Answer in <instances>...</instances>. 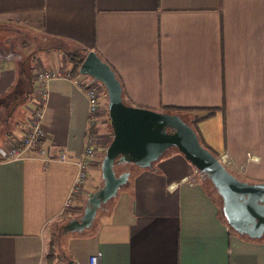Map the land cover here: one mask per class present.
Segmentation results:
<instances>
[{
    "label": "crops",
    "instance_id": "obj_1",
    "mask_svg": "<svg viewBox=\"0 0 264 264\" xmlns=\"http://www.w3.org/2000/svg\"><path fill=\"white\" fill-rule=\"evenodd\" d=\"M1 25L33 29L35 38L0 39V264H87L96 253L99 264H264V235L229 226L205 178L174 148L130 173L89 230L58 250L63 226L103 183L111 139L102 99L100 142L71 198L90 131L75 79L47 82L45 155H3L23 134L38 69L67 71L66 55L85 49L116 70L133 106L192 108L181 117L199 119L202 140L227 155L225 168L264 182V0H0Z\"/></svg>",
    "mask_w": 264,
    "mask_h": 264
},
{
    "label": "water",
    "instance_id": "obj_2",
    "mask_svg": "<svg viewBox=\"0 0 264 264\" xmlns=\"http://www.w3.org/2000/svg\"><path fill=\"white\" fill-rule=\"evenodd\" d=\"M78 72L105 88L113 136L101 160L103 183L88 195L82 215L63 226L65 233L90 227L97 209L116 196L120 186L127 182V172L115 174V163L151 168L167 149L174 147L211 181L222 198V212L229 226L252 239L263 237L264 182L248 183L229 172L200 143L194 128L180 114L125 104L115 71L95 51L87 52L82 58Z\"/></svg>",
    "mask_w": 264,
    "mask_h": 264
},
{
    "label": "built area",
    "instance_id": "obj_3",
    "mask_svg": "<svg viewBox=\"0 0 264 264\" xmlns=\"http://www.w3.org/2000/svg\"><path fill=\"white\" fill-rule=\"evenodd\" d=\"M64 77H68L67 72L64 69L53 71L51 69L39 68L38 71L35 73L29 117L27 118L23 134L18 140L17 144L10 145L3 152V155L6 159H16L21 156L24 151L30 149H37L39 155H45V150L40 146V144L46 136L45 131L42 128L41 121L48 99L47 82L50 79ZM83 80L77 82H79V85L84 89V93L88 99L89 126H94L97 125L96 123L98 122L95 115L99 112L100 108L99 97L100 94L103 93V91L105 90L103 88V85L100 84V82L96 84H90L83 82ZM110 135V138L112 139V132ZM99 142V134H95L91 131L87 132L83 155L78 161L79 172L70 192L71 198H74L80 192H82L83 186L88 177L87 166L92 160V158L95 156V152ZM61 158L64 159L65 154H62ZM219 160L222 162V164L228 163V158L225 154L222 155ZM192 180V177H185L180 182L192 183ZM180 182L171 183L169 187H176L178 184H180ZM67 205H69V201H67ZM99 257L100 253L90 255L87 264H99Z\"/></svg>",
    "mask_w": 264,
    "mask_h": 264
},
{
    "label": "rangeland",
    "instance_id": "obj_4",
    "mask_svg": "<svg viewBox=\"0 0 264 264\" xmlns=\"http://www.w3.org/2000/svg\"><path fill=\"white\" fill-rule=\"evenodd\" d=\"M21 26H17V25H1L0 26V39L5 41V40H8L10 38H12L13 40H16L17 42L19 41V38H21L20 36L22 35L25 39H34L35 38V31L33 29H27L25 28V32H23L21 30ZM28 35V36H27ZM70 63V62H68ZM87 79L89 81H91L92 83L96 84V83H99L98 81H94L91 77H87ZM105 90V89H104ZM105 92V96L104 98H101V95H100V98L99 100L101 101L102 99L104 101H108V98H107V94H106V90L103 91ZM102 100V101H103ZM133 106V105H132ZM139 107V106H138ZM159 111V110H158ZM161 111H164V110H161ZM184 121H186L187 123H190L191 122V118L188 119L187 117H184L183 118ZM98 126V125H97ZM104 129L108 130L109 132L111 131L110 129V124H109V120L107 119L106 115H105V118H104ZM111 133V132H110ZM110 142V141H109ZM109 144V143H108ZM174 147H171L167 150H171L173 149ZM175 149V148H174ZM166 152V151H165ZM140 167L134 165V164H131V163H115L114 164V171H115V174L116 175H119L123 172H127L128 173V177L129 175L131 176V174H134L137 170H139ZM131 173V174H130ZM90 180L87 181V184H91L92 183V176L89 178ZM244 180L243 181H246L248 183H257L256 181H253V180H249V179H245L243 178ZM206 183L210 186V190L212 191L213 195L216 196L220 201H221V205H222V198L220 197V195L218 194V192L216 191V189L214 188L213 184L211 183V181L206 177L205 179ZM126 185L123 184L120 186L119 190L121 188H124ZM118 190V192H119ZM116 196L112 197L111 199H109L106 203L102 204L98 209H97V213H96V216H95V220L94 222L97 221V218L98 216L100 215V212L102 211V209L104 208V206L108 205L112 200L113 198H115ZM222 207V206H221ZM222 213V211H221ZM222 216L223 213L221 214ZM225 218V217H224ZM90 227H87L85 228L84 230L82 231H70L68 233H62L61 236L58 238L57 240V247H58V250L60 249L61 251H65V246H66V240L67 238H69L70 236L72 235H76V234H84L87 230H89Z\"/></svg>",
    "mask_w": 264,
    "mask_h": 264
},
{
    "label": "trees",
    "instance_id": "obj_5",
    "mask_svg": "<svg viewBox=\"0 0 264 264\" xmlns=\"http://www.w3.org/2000/svg\"><path fill=\"white\" fill-rule=\"evenodd\" d=\"M85 56V49H82L81 51H76V52H73V53H68L66 55V60H67V63L69 64L70 66V69L67 70V76L71 79H75L76 81H81L83 80L85 77H88L87 75H82L78 72V69H79V66L81 64V61H82V58ZM108 63V62H107ZM109 64V63H108ZM110 65V64H109ZM111 66V65H110ZM111 68L115 71V74H116V77L120 80L121 82V85H122V90H123V84H122V81L119 77V75L117 74L116 70L111 66ZM101 84V83H100ZM104 88V87H103ZM105 89V88H104ZM122 99H123V102L127 105H132L130 101H128L126 98H125V95H124V90L122 91ZM192 108H186V107H176V106H164L162 110H164L165 112H169V113H178L181 115V113L185 112V111H188V110H191ZM101 115H103V113L101 112H98L96 113V118L98 119L99 117H101ZM104 115H106L107 119L109 120V117H108V111L106 109V111L104 112ZM210 115V114H209ZM199 119L197 120H194L192 121V123H188L190 124L194 130L196 131L197 135H198V138H199V141L200 143L206 148L208 149L211 153H213L217 158L218 156L215 154V152L209 147L206 145V143L202 140V138L200 137L197 129H196V123ZM110 124V123H109ZM111 129V127H110ZM90 131L95 133V134H98V127L97 126H90ZM112 132V131H111ZM108 145V144H107ZM107 147V146H106ZM105 154V149L103 150L102 154H101V158L103 157V155ZM227 169V168H226ZM228 170V169H227ZM229 171V170H228ZM231 172V171H230ZM232 173V172H231ZM201 174V173H200ZM233 174V173H232ZM205 179H206V175L204 174H201ZM237 177V176H236ZM238 178V177H237Z\"/></svg>",
    "mask_w": 264,
    "mask_h": 264
}]
</instances>
